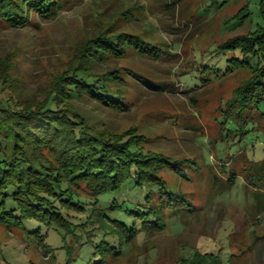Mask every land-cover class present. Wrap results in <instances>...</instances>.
I'll list each match as a JSON object with an SVG mask.
<instances>
[{
	"label": "rangeland",
	"instance_id": "374dc122",
	"mask_svg": "<svg viewBox=\"0 0 264 264\" xmlns=\"http://www.w3.org/2000/svg\"><path fill=\"white\" fill-rule=\"evenodd\" d=\"M223 2L215 10L204 0H71L60 14L33 19L30 26H0V101L13 107L44 102L57 78L77 64V50L108 25L162 43L172 54L163 61L131 54L109 63L149 80L138 86L129 78L132 110L114 111L91 101L77 104L97 126L118 132L136 128L147 138L146 150L178 162L184 177L172 169L160 175L169 190L191 200L195 211L181 212L162 232L142 231L129 242L103 237L98 219L79 208L67 211L73 232L65 240L63 233L36 221L21 228L1 226L0 264H179L196 253H214L223 264H264V211L242 177L231 188L225 182L228 174L221 173L225 164L241 169L246 156L233 162L238 153L262 159L263 144L254 136L256 142L246 151L219 143L223 108L248 77L227 69L225 58L231 60V53L221 55V47L254 28L236 18L250 3L257 20L259 0ZM212 173L227 186H215ZM144 191L131 186L99 202L104 207L116 200L121 204L117 217L128 221L124 211L143 203ZM37 228L39 238L33 234ZM102 239L114 247L112 255L95 253Z\"/></svg>",
	"mask_w": 264,
	"mask_h": 264
},
{
	"label": "trees",
	"instance_id": "16d2710c",
	"mask_svg": "<svg viewBox=\"0 0 264 264\" xmlns=\"http://www.w3.org/2000/svg\"><path fill=\"white\" fill-rule=\"evenodd\" d=\"M223 1L204 0L208 9L215 10ZM70 3L0 0V26L27 27L33 19L60 14ZM240 13L236 19H245L254 28L228 41L220 54L231 53V60L225 58L227 69L244 71L248 77L223 108L219 143L246 151L256 142L254 136L263 144L264 153V0H259L257 20L250 3ZM131 54L160 61L172 55L162 43L117 29L113 23L77 50V64L57 78L44 102L13 107L0 101V227L21 228L26 221H36L63 233L65 240L73 232L67 211L79 208L98 219L97 231L105 232L103 237L117 236L121 242H129L142 231L162 232L166 222L181 212H195L191 200L169 190L160 175L172 169L184 177L178 162L161 152L146 150L147 138L136 128L118 132L97 126L77 104L91 101L114 111L132 110L129 78L138 86L149 85V80L128 68L109 66L112 60L122 61ZM215 71L220 74L222 70ZM243 154L246 161H242L241 169L225 164L221 173L228 174L225 182L231 188L242 177L264 211V157L256 159L241 152L233 162L238 163ZM212 178L215 186L225 184L217 173H212ZM131 186L145 191L143 203L124 211L128 221L117 217L121 204L116 200L108 206L100 204L101 197H117ZM34 232L36 238L41 236L40 229ZM111 248V243L102 239L95 253L112 255ZM179 264L223 263L214 253H196Z\"/></svg>",
	"mask_w": 264,
	"mask_h": 264
}]
</instances>
